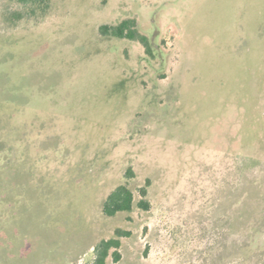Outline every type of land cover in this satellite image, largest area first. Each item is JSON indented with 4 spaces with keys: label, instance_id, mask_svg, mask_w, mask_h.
<instances>
[{
    "label": "rangeland",
    "instance_id": "obj_1",
    "mask_svg": "<svg viewBox=\"0 0 264 264\" xmlns=\"http://www.w3.org/2000/svg\"><path fill=\"white\" fill-rule=\"evenodd\" d=\"M50 2L0 0V264H94L117 229L107 264L264 263V0ZM125 19L155 56L101 34Z\"/></svg>",
    "mask_w": 264,
    "mask_h": 264
},
{
    "label": "trees",
    "instance_id": "obj_2",
    "mask_svg": "<svg viewBox=\"0 0 264 264\" xmlns=\"http://www.w3.org/2000/svg\"><path fill=\"white\" fill-rule=\"evenodd\" d=\"M23 6V10H17L12 13L15 20L26 17H36L44 15L50 8V0H17ZM100 32L103 35L114 36L119 38H128L139 40L144 46L148 55H154L153 44L145 34L138 31L136 21L134 19H125L117 25H102ZM147 195L146 188L141 191L142 198L138 205L144 209L150 206L149 201L145 198ZM135 205V194L132 188L127 184H120L113 188L102 204V211L107 216H114L120 212L131 211ZM125 232L122 229L116 230L117 236H122ZM119 237H111L102 239L95 247L94 264H107L110 254L116 261L121 259L120 247L121 240ZM113 249V251H112ZM112 251V253H111ZM264 264V263H261Z\"/></svg>",
    "mask_w": 264,
    "mask_h": 264
}]
</instances>
